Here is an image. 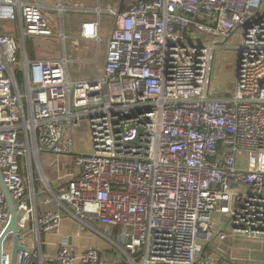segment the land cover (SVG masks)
Returning <instances> with one entry per match:
<instances>
[{
    "label": "built area",
    "instance_id": "1",
    "mask_svg": "<svg viewBox=\"0 0 264 264\" xmlns=\"http://www.w3.org/2000/svg\"><path fill=\"white\" fill-rule=\"evenodd\" d=\"M48 8L66 12L0 0V25L18 22L21 42L57 37L62 55L19 62L14 36L0 34V179L19 228L4 237L0 264H107L67 236L45 258V236L64 217L113 245L110 264H235L227 242L264 250V0L84 10L96 20L81 25L75 50L102 42L103 12L114 23L103 76L80 82L69 79V37L63 27L53 35ZM223 63L236 73L225 88L212 79ZM50 151L72 156L73 178L47 180L39 156ZM9 220L0 187V235Z\"/></svg>",
    "mask_w": 264,
    "mask_h": 264
},
{
    "label": "rangeland",
    "instance_id": "2",
    "mask_svg": "<svg viewBox=\"0 0 264 264\" xmlns=\"http://www.w3.org/2000/svg\"><path fill=\"white\" fill-rule=\"evenodd\" d=\"M46 5L58 6L59 4L66 9V12L59 18L55 11L52 9L41 10L43 18L46 19L49 24L53 35L57 36L60 32V28H65L64 32L68 36L66 42L67 54L70 55V62L68 65L69 79L75 82L86 81L97 79L103 76V67L105 59V40L109 39L110 29L114 23L113 17L109 14L103 12L100 16V30L99 35L102 42L98 44L97 42H89L79 40V46L75 50L72 41L74 38H80V27L81 23L86 19L85 17H92V21L96 20V17L88 11L99 9L102 11H107L109 9H117L120 7L121 3L127 2L128 0H42ZM82 10V11H81ZM18 32V31H17ZM17 32L13 34L14 38L18 43L19 50L16 54L17 59L21 62L20 57L23 54L28 60L31 59H55L61 57V43L59 38L53 37L49 39L41 38H28L24 42L18 37ZM236 40L230 38L229 46H235ZM234 65L232 64V67ZM216 72L213 74L212 79L215 77V81L219 83L223 88L227 85L225 83L226 78L228 79L229 85H233L235 71L230 69L226 64H222L220 67L216 68ZM19 85H22V78L19 81ZM81 141L86 142L85 132L81 131L75 136L74 143L80 145ZM85 144V143H84ZM76 149V148H75ZM88 149H82L80 152H87ZM40 164L42 166L43 172L47 180L52 184L53 180L60 178L61 182H66L73 178L77 173V168L73 162L72 156L65 155H55L53 153H40L39 156ZM56 164H54V162ZM97 230L102 231L103 229L97 227ZM107 242L104 238H101ZM112 247L113 245L108 241ZM222 248L224 250L223 257H232L237 260L238 264H264V250L260 247V244L250 246L244 243H229ZM50 247L47 245L44 249L45 258L52 254L49 251ZM104 258L108 255L109 258L115 257V254L104 251ZM223 254V253H222ZM106 262V261H105ZM235 262V264H236Z\"/></svg>",
    "mask_w": 264,
    "mask_h": 264
},
{
    "label": "crops",
    "instance_id": "3",
    "mask_svg": "<svg viewBox=\"0 0 264 264\" xmlns=\"http://www.w3.org/2000/svg\"><path fill=\"white\" fill-rule=\"evenodd\" d=\"M35 1H38L39 3H41L44 7H55V6H50V4L46 5L42 0H35ZM48 9H50V8H48ZM91 10H93V9H91ZM85 18L86 19H84V21L81 23V25L86 21H92L91 16L85 17ZM63 29L65 30V28H63ZM17 31L19 32V23L18 22H13L12 24L2 23L0 25V34L13 35ZM18 32H17V34H18ZM85 41H88V40H85ZM89 42H94V41H89ZM103 64H102V67H103ZM77 229H78V227L76 226V224L72 220L64 217V220L62 221L60 229L57 232V234L45 236V239H44L45 244L50 247L49 251L52 252V254L50 256H48L47 259H53L55 247L59 243L61 236L70 237L71 238V246H74L75 249H81L83 247L93 246L96 249H98L100 251V253H101V251H104L106 254L108 252L112 253L113 247L109 243H107L106 241L101 239L102 238L101 236L94 235L93 232L88 231L87 229H84V228H80V229H78L79 235L77 237V236H74ZM113 233H115V232L112 231V234ZM113 236L116 237V233ZM102 256H103V253H102ZM107 258H108V255H106L105 258L103 256L104 261H106L107 264H110L115 257H113L112 259L109 258V260H107ZM76 264H79V262H76Z\"/></svg>",
    "mask_w": 264,
    "mask_h": 264
},
{
    "label": "water",
    "instance_id": "4",
    "mask_svg": "<svg viewBox=\"0 0 264 264\" xmlns=\"http://www.w3.org/2000/svg\"><path fill=\"white\" fill-rule=\"evenodd\" d=\"M52 151H50L51 154ZM0 187L2 190V193L4 195V199L7 202L8 205V210H9V224L7 226V228L1 233L0 235V252H1V245H2V241L4 240V237L8 234V233H14L17 234V232L19 231V228L17 226V217H18V212L15 209V205L14 202L11 200L8 191L6 189V187L4 186V184L1 182L0 179ZM1 259V256H0Z\"/></svg>",
    "mask_w": 264,
    "mask_h": 264
},
{
    "label": "trees",
    "instance_id": "5",
    "mask_svg": "<svg viewBox=\"0 0 264 264\" xmlns=\"http://www.w3.org/2000/svg\"><path fill=\"white\" fill-rule=\"evenodd\" d=\"M134 2V0H128L127 2H123V3H121V5H120V9L121 10H123L124 8H125V6H127L128 4H130V3H133ZM21 75L20 74H18L17 75V80H18V82L21 80ZM37 187H38V184H37ZM113 232H117V231H113ZM115 233H113L112 235H114Z\"/></svg>",
    "mask_w": 264,
    "mask_h": 264
}]
</instances>
